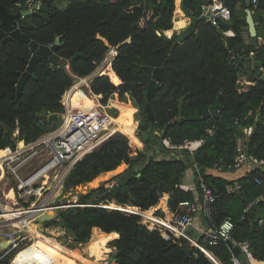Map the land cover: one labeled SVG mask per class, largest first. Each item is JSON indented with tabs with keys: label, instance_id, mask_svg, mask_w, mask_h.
Returning a JSON list of instances; mask_svg holds the SVG:
<instances>
[{
	"label": "trees",
	"instance_id": "trees-1",
	"mask_svg": "<svg viewBox=\"0 0 264 264\" xmlns=\"http://www.w3.org/2000/svg\"><path fill=\"white\" fill-rule=\"evenodd\" d=\"M175 1L73 0L59 9L55 0H0V5L10 14L37 2L38 9L34 13L18 20L21 33L39 45H52L56 40L60 44L56 52L59 64L51 69L47 60H39L21 86L19 96L16 95L17 84L28 66L31 52L20 40L0 46V151L14 148L17 140L34 142L59 127L62 121L49 122L45 116L64 114L61 97L71 87L74 77L90 76L113 49L116 55L110 72L121 83L116 84L107 75H97L84 89L100 95L102 105L114 95L120 102H131L137 109L136 135L143 142V149L132 155L128 137L116 132L98 149L84 156L73 166L63 184L66 190L82 187L77 206L60 210L44 227L60 226L70 233L71 246L86 244L95 229L108 237L101 235L99 241H92L91 245L101 247L103 242L113 238L111 235H118L108 243L115 249L109 264H212L196 248L191 255L184 253L182 250L188 245L186 239L150 230L148 225L140 223L139 216L118 210L136 207L148 211L168 193L169 208L175 212L179 202L193 200L179 185L187 166L195 165L218 194L216 216L229 217L234 223L231 241L248 242L253 257L264 260V217L257 220L264 214V185L258 186L253 181L258 171L246 173L237 181V186L212 178L208 181L209 176L203 175L206 169L215 167L229 171L227 166L237 154V138L248 126H252L253 131L244 150L248 156L264 160V44L254 51L245 39L246 12L250 11L257 38L264 43V0H255V3L223 0L230 19H218L216 26L205 19L197 20L194 31L184 40L182 36L190 31L192 23L178 35L167 37L164 34L173 27ZM202 1L210 4L208 0ZM180 10L191 19L196 10L195 1L181 0ZM227 32L233 35L226 36ZM7 35V28L0 22V41ZM160 67L162 80L156 83L151 98L154 120L150 122L145 93L152 79V69ZM242 79L253 84L240 90L238 82ZM71 96L75 112L88 111L94 104L79 90ZM218 96V118L190 120L208 113ZM119 105L134 112L128 104L113 102L118 111ZM109 114L116 117L114 109ZM130 117L127 123L135 125L132 115ZM209 129L218 132L216 141L209 144V138L192 157L158 160L153 154L149 155L156 148L169 151L161 144L163 138L179 144L184 139L203 138ZM16 130L18 136H14ZM124 164L128 168L121 180L129 175L148 176L163 185L154 186L134 177L126 183L127 192L115 178L103 181L96 188L89 186L102 174L109 177L123 170ZM195 182L198 186L196 177ZM228 186L235 189L228 192ZM145 216L151 214L146 212ZM37 231L35 244L39 252H45L37 253L39 259L42 257L52 264H75L74 259L53 248L57 245L55 240L42 238ZM207 250L220 264H231L233 252L227 241L220 240L216 245L207 246Z\"/></svg>",
	"mask_w": 264,
	"mask_h": 264
},
{
	"label": "built area",
	"instance_id": "built-area-1",
	"mask_svg": "<svg viewBox=\"0 0 264 264\" xmlns=\"http://www.w3.org/2000/svg\"><path fill=\"white\" fill-rule=\"evenodd\" d=\"M208 1L210 4L202 6V15L206 22L216 26L218 19L225 21L230 19V11L222 4L223 0ZM252 3H255V0H252ZM175 14H177L176 10L173 13V22ZM171 30L165 31L164 34L167 37L173 36L167 34ZM228 33L230 32L225 35L227 36ZM115 55V50L110 49L99 65L110 67ZM99 65L91 74L92 76L99 74L97 71ZM86 80H88L87 77H74L71 87L62 95L61 104L64 107L65 118L59 127L42 135L34 142L25 143L17 140L14 148H5L0 151V238L10 242L9 246L0 252V264L5 261H8V264H52L45 260L41 261L37 257L38 254L43 255L45 252L38 251L40 248L35 244L36 238L29 232L28 224L36 225L37 218L42 214L77 206L76 203L68 204L62 200L59 201L66 176L78 161L98 149L117 132L112 123L113 117L105 111L106 107L99 105L88 111L73 110L70 102L71 95L80 87L85 88L83 83H86ZM242 81L243 79L238 82L239 89L245 90L246 87ZM80 92L86 96L82 91ZM87 92L92 94L90 91ZM252 131V126L242 129L243 135L237 138V154L233 163L227 168L238 171L247 166L246 173L257 170L258 175L253 181L261 186L264 185V160L248 156L244 150L245 142ZM213 134L214 129H209L206 136L200 139H184L181 143L174 144L169 139L163 138L161 144L173 153L192 157ZM14 136H18V130L15 131ZM3 152L5 153L2 155ZM196 172L199 195L192 201L179 202L174 217L170 221H164L153 214L147 217L145 211L136 207L118 210L144 219L150 230H157L161 234L168 232L177 238L186 239L212 264H220L207 250V246L216 245L220 240L231 241L230 235L234 223L229 217L220 219L216 216L215 204L218 194L206 182L198 169ZM179 188L184 192L192 190L183 184L179 185ZM233 189L235 188L228 187L227 191L230 192ZM10 192H12V198L7 197ZM196 214H201L207 223V229L201 241L194 240L186 233L193 226ZM43 231H37L42 238L56 241L53 236L46 235ZM233 244L239 247L245 260L233 254L230 258L231 264H264V260L258 261L253 257L248 242H233ZM25 258L27 261H24ZM99 262L109 264L108 259Z\"/></svg>",
	"mask_w": 264,
	"mask_h": 264
},
{
	"label": "water",
	"instance_id": "water-1",
	"mask_svg": "<svg viewBox=\"0 0 264 264\" xmlns=\"http://www.w3.org/2000/svg\"><path fill=\"white\" fill-rule=\"evenodd\" d=\"M194 1L196 3V10L192 14L193 20H192V24L190 27V31L186 32L182 36V40L186 39L194 31L197 20L204 19L203 15H202V6H204L205 4L203 3L202 0H194ZM37 9H38V3L33 2V4L31 6H29L27 9L22 10L16 14H10V13H8V11L3 6L0 5V22L8 30V35L6 38H4L2 41H0V46L1 47L4 46L7 42H9L11 40H20V41L25 42L27 44L29 51L31 52V57L29 59L28 66H27L25 72H23L21 74L19 81H18V84H17V94H16L17 96H19L21 86L25 83L27 78L30 76V74L33 71L34 65L39 60H41V59L47 60L51 69H53L55 66H57L60 62V58L56 54L57 50L60 47L58 40H56L55 43L52 44L51 46L39 45L34 41H29V39L21 33V31L18 27V20L19 19H22V18L30 15L31 13H34ZM246 24H247L248 34L251 38L250 45L254 48V50H256L258 45H262L263 42L257 40L256 24L253 20V17H252V14L250 11L246 12ZM77 55L78 54H76L74 57H76ZM91 77H95V76H91ZM161 80H162V68L160 67V68L152 69V79L148 83L147 88H146V93H145L147 118L150 122H152L154 120L153 113H152L151 107H150L151 98H152V96L156 90V83L160 82ZM120 83L121 82L119 81L117 84H120ZM219 99H220V96H218L216 98L214 104L212 106H210L208 113H206L204 116L192 117V118H190V120H192V121H203V120H206L210 117L218 118L217 110L219 107ZM45 117L49 122H56L57 120L63 121L65 118V115L64 114H48ZM257 117H258V115H257ZM217 134H218V132L215 131L214 134L211 136V138L208 140L209 144H212L216 141ZM134 177L139 178V180L149 181L154 186L157 185L158 187H161L163 185L162 182H158V179H156V178H150L148 176H139V175H137V176L129 175V176L125 177L123 180H121L119 178H115V182L118 183L119 186L122 187V190L124 192H127L126 183L129 179H132ZM77 189L81 190L82 187H77ZM109 209H112V208H109ZM57 216H58V212H48V213H45V214H42L41 216H39L36 220V223L40 228H44V225L46 223L53 221ZM263 217H264V214L259 216V218H257V220H260ZM140 223L142 225H147V222L144 219H141ZM114 239H116V238H114ZM9 244H10L9 240H5L4 238H0V252L4 251L9 246ZM227 245L232 250V252L235 256H238L241 260H245V256L243 254H241L240 249L237 245L233 244V242H231V241H227ZM182 251L184 253H186L187 255H191V253L193 251V246L188 243V245Z\"/></svg>",
	"mask_w": 264,
	"mask_h": 264
},
{
	"label": "crops",
	"instance_id": "crops-1",
	"mask_svg": "<svg viewBox=\"0 0 264 264\" xmlns=\"http://www.w3.org/2000/svg\"><path fill=\"white\" fill-rule=\"evenodd\" d=\"M180 2L181 0H178L177 5L175 10H177V14H175V19L173 22V29L171 31H169V35H178L181 32H183L185 30V28L190 25V23H192L193 18L191 17V19L186 18L184 13L180 10ZM33 4V3H32ZM31 4V5H32ZM30 5V6H31ZM233 34L230 32L228 33L227 36H232ZM245 39L246 42L250 45V41L251 38L248 34V30L245 33ZM258 41H262V39L257 38ZM264 44V43H263ZM251 46V45H250ZM258 45L257 49L259 48ZM252 47V46H251ZM253 48V47H252ZM256 49V50H257ZM254 50V48H253ZM254 50V51H256ZM111 69V66H110ZM92 75L88 76L87 79L88 81H90ZM93 76H97V75H93ZM245 84V87L252 85L253 83H250L248 81L243 80L242 81ZM100 96V95H99ZM101 99V98H100ZM71 105L73 108V103H72V96H71ZM95 105L93 104L91 106V108H93ZM111 107H114L113 105ZM110 109V106H107L106 109ZM116 111V117H114L112 120H115V118H119L120 115V109L117 112L116 108H113ZM112 110V109H111ZM106 111V110H105ZM110 111V110H109ZM135 112V109H134ZM133 112V113H134ZM133 115V114H132ZM128 116V115H127ZM126 116V117H127ZM126 119V118H125ZM133 119V118H132ZM134 121V119H133ZM137 131V127H135V133ZM244 143V142H243ZM139 151V150H136ZM153 154V155H152ZM154 156L155 158H157L158 160L164 159V160H170V159H180V160H185L186 157L183 155H179L176 153H173L171 151H161L159 148L153 149L151 150L150 154ZM196 167L194 166H187V169L185 171V174L182 177L181 180V184L180 185H186L188 186L190 189V191H188L189 194L192 195V197H197L199 195L198 189H197V184L195 182V177L198 180V176H197V172H196ZM263 169V168H260ZM248 168L247 166L245 168H242L241 170L238 171H221L218 168H212V169H206L204 171L205 176H209L208 181H210V179H214V180H219V181H228V182H233L234 186H237V181L243 177L245 175V173L247 172ZM196 173V174H195ZM204 177V176H203ZM231 188V186H228ZM238 188V187H237ZM8 198L9 195H8ZM168 199H169V194L165 193L163 194V196H161V198L159 199L158 203L156 206L151 207L149 210L150 214H153L154 216L164 220V221H170L173 219L174 217V213L173 211L170 210L169 208V204H168ZM147 213H149L148 211H145ZM32 224V223H31ZM207 229V223L205 221V219L202 217L201 214H196L194 216V224L192 227H190L186 233L188 236L192 237L194 240L196 241H201L203 234L205 233ZM96 231H94L92 240L90 241V243H86L85 244V250L84 253L79 252V249H73L71 247L72 243H66L65 239H60V237L62 235H64L63 233H66L65 235H67V231H65L64 229H62L60 226H52V227H48L46 228L43 233H45L46 235H50L53 236L56 239V246L53 247L59 254L63 255V256H67L70 257L71 259H74V263L75 264H98L99 261L105 260V259H110V256L115 252V249L111 246L108 245V243L112 240H114V238H117L118 236L116 235H111L113 238H111L110 240H108L107 242H104V245L99 247V246H91V242H96L99 241L101 235H103L101 233V231L98 229H95ZM29 232H30V224H29ZM105 236V235H103ZM108 237V236H105ZM66 238H70L66 236ZM106 243V244H105ZM49 246H52V244H48ZM71 247V249H69L68 247ZM88 256L89 258L93 259V260H86L83 258V256ZM41 261H43V258H40ZM101 264V263H100Z\"/></svg>",
	"mask_w": 264,
	"mask_h": 264
},
{
	"label": "rangeland",
	"instance_id": "rangeland-1",
	"mask_svg": "<svg viewBox=\"0 0 264 264\" xmlns=\"http://www.w3.org/2000/svg\"><path fill=\"white\" fill-rule=\"evenodd\" d=\"M71 1H73V0H55V4H56V6L59 8V9H64L67 5H68V3L69 2H71ZM177 2H178V0L177 1H175V6L177 5ZM170 34V33H169ZM107 67L108 66H102V64L101 65H99V67L97 68L98 70L97 71H99V74L98 75H106V74H103V72L105 71V70H107ZM100 69V70H99ZM83 86H85V88L86 87H88V80H86V83H83ZM79 90L80 91H82V93H84L87 97H89L90 99H92V101L94 102V105L96 106V107H98L99 105H101V106H103V107H107V106H110V109L108 108V109H106L105 108V110L109 113V110H111V109H113L114 107H111L112 105H113V102H116V103H120V104H128V105H130L131 107H133L132 106V104H131V102L130 101H127V102H120L119 100H118V97H117V95H114L111 99H109L108 101H107V104L106 105H102L100 102V98H101V96H99V95H92V94H90L89 92H87L85 89H84V87L82 88V87H80L79 88ZM134 108V107H133ZM135 109V108H134ZM117 110V109H116ZM136 110L137 109H135V112L134 113H131V114H129L127 117H126V121L129 123L130 122V120H131V117H130V115H132V118L134 119V123H136L135 125H132V127L133 128H135V127H137L138 128V124H139V121H136L135 120V113H136ZM117 112H118V110H117ZM117 116V115H116ZM116 119V118H115ZM118 119V118H117ZM117 132H120V131H117ZM120 133H122V132H120ZM123 134V133H122ZM135 135H136V133H135ZM136 137H137V139H138V142H139V146H136V145H133L132 143H131V141H130V139H129V144H130V146H131V150H132V155H135V152H136V150H142L143 149V142L141 141V139H140V137H138L137 135H136ZM128 168V166L127 165H125L124 164V168H123V170H121V171H119V172H117V173H115V174H112V175H110L109 177H106V176H104L103 174L102 175H100V176H98L89 186L90 187H92V188H96V187H98L103 181H105V180H108V179H111V178H119V179H121L122 178V175H123V173H124V171L126 170ZM61 190V189H60ZM82 191V190H81ZM61 196H60V198H59V201L60 200H62V201H65V203H68V204H71V203H76L77 202V200H78V194L80 193V190H78V189H76V190H72V189H69V190H66L65 188L64 189H62L61 190ZM75 197V198H74ZM150 210H148V212H149ZM150 213V212H149ZM36 225H37V223H36ZM45 228V227H44ZM44 228H40L38 225H37V230L38 231H43V229ZM28 229H29V226H28ZM46 229V228H45ZM30 233H31V235L32 236H34V234L31 232V230H30ZM37 234V233H36ZM64 235H62L61 237H60V239H65V242L66 243H72L73 241H72V236H71V234L70 233H67V235H65L66 233H63ZM66 236L67 237H69L70 236V238H66ZM92 234H91V237H90V239H89V241L87 242V243H90V241L92 240ZM107 242V241H106ZM74 244V243H73ZM106 244V243H105ZM103 245H104V242H103ZM74 250L75 249H79V252L78 253H80L81 254V252L82 253H84V250H85V244H80V245H72L71 246ZM71 247L69 246L68 248L69 249H71ZM83 258L84 259H86V260H93V259H91V258H89L88 256H83ZM24 261H27V259L25 258V260ZM102 262V261H101ZM100 263V262H99ZM98 263V264H99Z\"/></svg>",
	"mask_w": 264,
	"mask_h": 264
},
{
	"label": "bare ground",
	"instance_id": "bare-ground-1",
	"mask_svg": "<svg viewBox=\"0 0 264 264\" xmlns=\"http://www.w3.org/2000/svg\"><path fill=\"white\" fill-rule=\"evenodd\" d=\"M167 34H169V32H167ZM110 70L111 69L108 66L107 67V70H105L103 72V74H106L107 76H109L117 84L119 81H117L115 79V77L113 76V74H111ZM119 109L121 111L120 112V115H119V118L118 119H115V120H112V123L115 125V128H116L117 131L122 132L124 135H126L131 140V142H132L133 145L139 146L138 139H137V137L135 135V128H133L132 126H130L127 123L126 119H125L126 116H127V114L132 113V110L126 109L124 105H119ZM18 146H21V144H18ZM8 195H9L10 198L13 197L12 192H10ZM8 195H7V197H8ZM148 214H150V213H148ZM29 224H30V230L34 234L35 231H37V226L34 223H32V224L29 223ZM29 224H28V226H29ZM36 233H38V232H36ZM91 246H95V245H91Z\"/></svg>",
	"mask_w": 264,
	"mask_h": 264
}]
</instances>
